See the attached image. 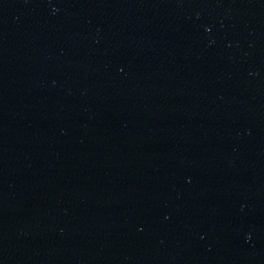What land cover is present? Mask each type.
<instances>
[{
    "label": "water",
    "instance_id": "water-1",
    "mask_svg": "<svg viewBox=\"0 0 264 264\" xmlns=\"http://www.w3.org/2000/svg\"><path fill=\"white\" fill-rule=\"evenodd\" d=\"M0 264H264V0H0Z\"/></svg>",
    "mask_w": 264,
    "mask_h": 264
}]
</instances>
